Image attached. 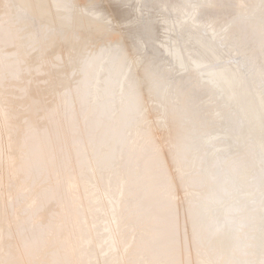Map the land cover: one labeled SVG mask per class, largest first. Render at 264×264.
Here are the masks:
<instances>
[{"label": "bare ground", "instance_id": "obj_1", "mask_svg": "<svg viewBox=\"0 0 264 264\" xmlns=\"http://www.w3.org/2000/svg\"><path fill=\"white\" fill-rule=\"evenodd\" d=\"M9 9L0 264H264V0H0V21ZM72 28L93 51L59 104L31 48Z\"/></svg>", "mask_w": 264, "mask_h": 264}, {"label": "rangeland", "instance_id": "obj_2", "mask_svg": "<svg viewBox=\"0 0 264 264\" xmlns=\"http://www.w3.org/2000/svg\"><path fill=\"white\" fill-rule=\"evenodd\" d=\"M11 9H9L8 11L9 12H11L10 11ZM14 11V10H13ZM10 14H12V12L11 13H9V16H7V17H5L4 19H2L1 21H0V24H3L2 26H4V27H7V28H11V24H12V21L13 22H15L14 20H16L15 18H14V15L16 14V13H14V14H12L13 16H11ZM19 15H21L22 16V14H23V16L24 17H27L28 15H29V13L27 12V13H25V12H19L18 13ZM27 15V16H26ZM9 17V19H7ZM10 17H12V18H10ZM16 17V16H15ZM14 19V20H13ZM8 20V21H7ZM10 20V21H9ZM17 21V20H16ZM9 22V23H8ZM24 23H21L20 24V26H19V24H15L17 27H19L18 29L20 30L19 31V34H20V32H22V34L21 35H25L26 36V34H28L27 32H31L32 31V25H31V23H28V25L29 26H27V23H26V26H25V24L23 25ZM45 24V25H44ZM11 25V26H10ZM30 25H31V27H30ZM21 26H23V27H21ZM39 26H41V27H43V26H46V23L44 22V23H40L39 24ZM12 29V28H11ZM25 29H27V30H25ZM74 29V30H73ZM21 30H23V31H21ZM27 31V32H26ZM55 31V32H54ZM71 31H73L72 33H71ZM71 31H70V33L69 34H71V36L68 38V40H67V38H66V33L65 32H62V33H60L61 34V36H60V34H56V30L54 29H50V31H48L47 33H45L44 34V37H46L45 39L46 40H52L53 39V45H48L47 47H49L51 50V54L50 53H48L46 56H45V54H43L45 51H46V49H45V51L44 50H42V51H40V47L38 46V44H36L35 46H33V48H31L33 51H31L32 53H31V55H32V58L34 57V61H37V59H38V61L36 62V63H34V64H32L33 66V69H35V70H37L38 71V73L40 74V76H42V78L43 79H45V81H46V83H48L47 84V89L51 92V94H52V97H53V99H55V97H56V99L55 100H57L58 101V103L59 104H62V103H66V101L67 100H65L64 101V99H65V97H77L79 94H80V87L79 86H77L78 84H77V82H75L74 83V81L72 80V79H70L71 78V75H70V73H71V70H72V68H73V66H74V63L76 64L77 62H81L82 60V58H83V56L84 57H87V55L90 53L91 54V52L93 51V49H92V46H91V44H92V41L90 40V39H88V41L86 40V42H85V45L84 44H82V45H77L76 43H77V40H78V43H79V40H80V34H81V31H78V29H76L75 30V28H72L71 29ZM77 31V32H76ZM64 33H65V35H64ZM56 35V36H55ZM62 35H64L63 37H65L66 39L64 40V38L62 37ZM75 35H77V36H74ZM82 35V34H81ZM54 36V38H55V40H54V38H52ZM49 37H50V39H49ZM60 37V38H59ZM72 37V38H71ZM48 38V39H47ZM62 38V39H61ZM76 40H75V39ZM79 38V39H78ZM59 39H61V40H63L62 42H61V40H59ZM72 40V41H71ZM74 40V41H73ZM55 41V42H54ZM57 41H58V43H57ZM66 41V42H65ZM112 41V40H111ZM110 41V42H111ZM74 42V43H73ZM76 42V43H75ZM55 43H57L55 46H54V44ZM61 43V44H60ZM89 43V44H88ZM60 44V45H59ZM74 44H75V46H74ZM100 44V43H99ZM150 44V43H149ZM37 46V47H36ZM64 46H65V48H64ZM70 46V47H69ZM71 46H72V48H71ZM152 45L150 44L149 45V47H151ZM55 47V48H54ZM74 47V48H73ZM78 47L79 48H81L82 47V49H83V51H82V49H78ZM89 47H90V50H89ZM48 48V49H49ZM54 48V49H53ZM61 48V49H60ZM35 49V50H34ZM77 49H78V51H77ZM4 50H6V52L9 50V49H6V48H3V50L2 51H4ZM38 50V51H37ZM61 52H60V51ZM66 50V51H65ZM76 50V51H75ZM44 51V52H43ZM55 51H57L56 53H55ZM70 53H69V52ZM80 51H81V53H80ZM86 53H85V52ZM34 52V53H33ZM39 52H41V53H39ZM43 52V53H42ZM60 52V53H59ZM65 52V53H64ZM72 52V53H71ZM78 53L79 52V55L77 54H74V53ZM88 52V53H87ZM38 53V54H37ZM52 53H53V56H52ZM55 53V54H54ZM67 54H69V55H67ZM89 54V55H90ZM36 55V56H35ZM40 55V56H39ZM45 56L44 57V59H43V56ZM72 55H74V56H72ZM75 55H76V57H75ZM80 55H82V56H80ZM88 55V56H89ZM39 56V57H38ZM50 56V57H49ZM49 57V58H48ZM58 57V58H57ZM162 57L163 56H159V58H158V60H163L164 59V57H163V59H162ZM41 58V59H40ZM75 58V59H74ZM36 59V60H35ZM51 59V60H50ZM69 59V60H68ZM72 59V60H71ZM74 59V60H73ZM80 59V61H78ZM52 60H53V62H52ZM38 62H39V64H38ZM41 62V63H40ZM47 62V63H46ZM52 62V63H51ZM60 62V63H59ZM71 62V63H70ZM54 63V64H53ZM44 64V65H43ZM61 64V65H60ZM67 64V65H66ZM73 64V65H72ZM40 65V66H39ZM66 65V66H65ZM69 65V66H68ZM71 65H72V67H71ZM154 65H155V63H153V65H152V67H154ZM42 67V68H41ZM46 67H48L47 69H46ZM62 67V68H61ZM66 67V68H65ZM56 69V70H55ZM61 69V70H60ZM45 70H46V72H45ZM70 70V71H69ZM58 71H59V73H58ZM65 71V72H64ZM68 71H69V73H68ZM44 72V73H43ZM42 73V74H41ZM56 73H57V75H56ZM64 73V74H63ZM59 74V75H58ZM69 74V75H68ZM50 76V77H49ZM165 76H167V78L165 77ZM60 77V78H59ZM163 78H164V80L165 81H167V79H168V77H170V75H163L162 76ZM54 78H55V80H56V82H54L55 80H54ZM64 78H65V81L64 82H62L63 80H64ZM48 79V80H47ZM51 79V80H50ZM72 80V81H71ZM68 81V82H67ZM152 81V82H151ZM57 82H58V84H57ZM62 82V84L61 85H59L60 83ZM66 82V83H65ZM70 82V83H69ZM74 84H73V83ZM150 82H151V84H153L154 82H153V80H150ZM149 82V83H150ZM63 83H65V84H63ZM72 83V84H71ZM50 84V85H49ZM57 84V86H55ZM77 84V85H76ZM62 85H63V88H62ZM68 86V87H67ZM58 87V88H57ZM67 87V88H66ZM62 90H61V89ZM66 88V89H65ZM71 88V89H70ZM78 88V89H77ZM55 89V90H54ZM69 89H70V94H69ZM65 90H67V92L65 91ZM77 90V91H76ZM75 91V92H74ZM56 92V93H55ZM64 92V93H63ZM58 93V94H57ZM67 96H66V95ZM55 95V96H54ZM60 95H63V96H60ZM64 95H65V97H64ZM63 98V99H62ZM64 103V104H65ZM115 105V104H114ZM145 117V116H144ZM148 122V121H147ZM145 124H146V126H145V130H144V132L141 134V136L139 137V141L141 142V145H143V144H145V143H148V142H150L155 136H156V133H155V129H153L152 127H151V125H149V124H147L146 122H145ZM149 125V126H148ZM152 128V129H150V128ZM147 133H148V136H147ZM150 134H152V135H150ZM145 136V137H144ZM152 136V137H151ZM143 137H144V139H143ZM142 139V140H141ZM145 141V142H144ZM169 143V144H168ZM170 144H171V146L173 147L174 146V144L172 145V143L171 142H169V141H166V146H167V148H172L171 146H170ZM139 146H141L140 144H138ZM87 150V149H86ZM55 172H53V174H52V178L51 179H53L54 181H58L59 179H60V177H59V173L58 172H56V173H58V174H54ZM169 175H171V174H169ZM168 175V176H169ZM58 176V177H57ZM57 177V178H56ZM171 180V177L169 176V178L167 179V183L168 184H166V182H165V187L163 188L164 190H168V189H172V184L173 183H171L172 181H170ZM169 180V181H168ZM47 184L46 185H44V187H48L49 188V186L51 185L49 182H46ZM171 186H170V185ZM169 187V188H168ZM22 195V194H21ZM20 195V196H21ZM13 200V199H12ZM15 201V200H14ZM131 230H134V228H131ZM137 231H138V229H137ZM200 251V250H199ZM203 251V250H202Z\"/></svg>", "mask_w": 264, "mask_h": 264}]
</instances>
